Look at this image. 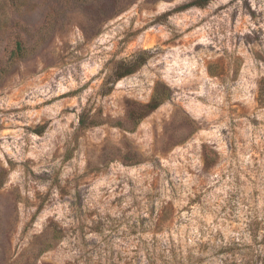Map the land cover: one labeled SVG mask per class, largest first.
<instances>
[{
	"label": "rangeland",
	"instance_id": "374dc122",
	"mask_svg": "<svg viewBox=\"0 0 264 264\" xmlns=\"http://www.w3.org/2000/svg\"><path fill=\"white\" fill-rule=\"evenodd\" d=\"M196 1L0 0V264H264V0Z\"/></svg>",
	"mask_w": 264,
	"mask_h": 264
},
{
	"label": "trees",
	"instance_id": "16d2710c",
	"mask_svg": "<svg viewBox=\"0 0 264 264\" xmlns=\"http://www.w3.org/2000/svg\"><path fill=\"white\" fill-rule=\"evenodd\" d=\"M210 0H197L195 3H193L194 5H205L207 2H209ZM143 62L139 61V60H134L130 63H127L123 68V72H120L117 76V80H120L126 76H129L131 74H134L135 72H137L140 67L143 66ZM163 102L161 101H158L156 100V102H153L149 105H147L146 107V111H145V114L142 115V117H140L139 119L141 118H144L147 114L153 112L154 110L158 109L160 107V105L162 104ZM81 125L83 127L86 126V121L85 119H82L81 120Z\"/></svg>",
	"mask_w": 264,
	"mask_h": 264
}]
</instances>
